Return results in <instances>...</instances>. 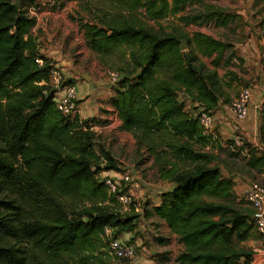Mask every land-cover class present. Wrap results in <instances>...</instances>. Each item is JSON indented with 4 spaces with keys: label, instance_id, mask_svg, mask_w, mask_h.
Returning a JSON list of instances; mask_svg holds the SVG:
<instances>
[{
    "label": "trees",
    "instance_id": "obj_1",
    "mask_svg": "<svg viewBox=\"0 0 264 264\" xmlns=\"http://www.w3.org/2000/svg\"><path fill=\"white\" fill-rule=\"evenodd\" d=\"M85 1L89 15L79 19V29L86 46L101 58L126 55L109 98L119 129L133 135L138 155H153L156 177L175 187L160 193L157 206L143 202L140 214H123L105 203L110 196L97 173L119 166L98 142L90 119L57 110L50 83L54 63L31 33L35 1L0 0V264H41V253L54 261L61 253L87 251L105 226L115 235L132 233L140 215L164 220L182 244L176 264H253L254 252L241 245L255 231L253 211L234 196L218 152L205 148L210 135L185 108L190 101L212 111L230 101L217 69L234 54L221 62L230 44L180 28L226 27L242 17L206 0ZM169 16L180 26L167 30L159 24ZM258 131L263 150L226 142L245 149L242 169L254 178L264 172V103Z\"/></svg>",
    "mask_w": 264,
    "mask_h": 264
},
{
    "label": "rangeland",
    "instance_id": "obj_2",
    "mask_svg": "<svg viewBox=\"0 0 264 264\" xmlns=\"http://www.w3.org/2000/svg\"><path fill=\"white\" fill-rule=\"evenodd\" d=\"M34 1L36 7L39 8L50 7L53 5L58 6L60 4H63V6L60 7L57 12L58 14L56 17V21L60 25L57 28L56 32L58 34L59 32H63V30L68 32L67 37L64 39V44L61 48L63 54H65V57H63L64 60L62 63L57 64L63 70L62 74L64 80H68L66 75L70 74L72 80L68 82H74L75 88L77 90H79L80 86L84 84V86L93 88V85L95 86V84H103L106 82V80L109 79L108 72L115 71L120 74L123 71V68L126 65V55L125 53H123V51H118L106 58H101L98 54L91 51L86 46V43L82 36V32L79 29V19L82 18L83 21L87 20L89 15L87 10V8H89L88 2H86L85 0ZM97 1L94 0L93 2L96 3ZM93 2L91 3V6H95ZM206 2L222 7L224 10L230 13L238 14L242 17L241 22L240 20L236 19L226 27H218L210 23L203 24L201 26H181L180 28L188 34H192L194 31L198 30L202 33L211 35L214 38L220 39L230 44L231 48L222 54L221 62L225 60L228 52H232L234 54L232 63H230L226 67H219L220 79L223 85H225L230 91H234L242 86H252L253 84L257 83V80L254 81L253 75L252 73H250L254 71V68H251L249 65L243 66L238 59L237 52H239L240 49H249V39H252L254 41L258 39L264 40V1L257 4H255L256 0H206ZM30 9L31 14L35 13L37 10L33 7ZM150 23L152 25H155V27L157 28L158 25H156L154 22L151 21ZM159 24L167 30H171L173 27L180 26L176 18L173 16H169L161 20ZM58 34L54 36L57 41V46L62 42L58 41ZM258 46L261 54H263L264 45L259 44ZM201 59L206 64H211L210 58L201 56ZM263 61L264 56L260 55L259 64H261L262 70L264 72ZM83 74L87 76V80L83 78ZM238 75H246L249 77L242 80L237 78ZM262 108L263 103L261 104L260 111L262 110ZM214 132L215 128H213L212 134L208 137L209 142L206 144L205 148L213 149L216 153L218 152V162L224 168L223 174L231 179L232 192L234 196L237 200H242V205L244 207H249L250 205L243 199L242 193L238 189V183L234 180V177L237 176L238 178H240V180H248L249 182L253 181L264 186V174H261L260 176L254 178L253 173L252 176H250L247 172H245V170L242 169V165L245 163V159H243L245 155L244 152L246 151L245 149H243L242 151L241 149L237 148L243 146L244 140L242 141V144L237 145V148L231 149L226 146V142L229 139H232L234 142V139L230 136L222 139L220 136H218L217 133ZM121 139V142L117 139H112L109 142L110 151L115 157H117L116 162L118 166L121 169L132 171L128 166L130 164H133L135 171H138V173L146 182H155L157 180L155 170L151 168L153 155L148 158H143L142 155H138L136 153L137 148L135 143H130L128 138L125 136L121 137ZM99 141H101L100 138ZM219 147H221L222 149H220ZM231 150H233L234 152H238V157L229 156V152ZM132 172L134 173V171ZM102 176V172L97 173L98 179H100ZM141 189H143L141 192L132 191L134 200H139V198L145 196V193L147 191L143 187ZM105 203L123 214L134 215L139 213L138 211H135L133 206L128 212L123 211L122 209L120 210V206L112 197H109L107 201H105ZM135 204H137L136 201H134V205ZM143 207V204H141V208ZM144 219L145 220L141 222L138 220V218H136L134 223L135 230L132 233H129V235L133 237L131 243L135 247L138 256L144 250L150 249L148 248L149 246L153 247L152 249H154L155 253L154 255L148 256L146 258L147 260H149L148 262L143 261L142 263L138 264H176L174 262V259L176 255L182 250V248L178 246L175 238L170 237L169 246H167V248H160L156 246L150 239L152 235L148 230L151 229L153 231H156L158 232V236L162 237H166L167 235H169V233L167 232L165 225L160 223L155 217L149 216ZM121 236L125 237L126 235L122 233ZM257 238L258 236L255 230L250 238L241 242L242 246L254 252V260L255 257L259 256V254H256L253 244H251L250 242L256 240ZM94 243V248H90L89 250L84 252L81 250H77L75 252L61 253L56 258H54V261L48 259L45 254L41 253L38 255L39 262L41 264H116L117 260L109 253L107 241L102 235H100L99 239L94 240ZM164 254H168V256H166L168 260H164Z\"/></svg>",
    "mask_w": 264,
    "mask_h": 264
},
{
    "label": "crops",
    "instance_id": "obj_3",
    "mask_svg": "<svg viewBox=\"0 0 264 264\" xmlns=\"http://www.w3.org/2000/svg\"><path fill=\"white\" fill-rule=\"evenodd\" d=\"M35 9L37 10L32 15H34L36 19V23L32 27L31 33L36 38L39 51L45 57L50 59L52 63L60 64L64 60L63 57H65L64 56L65 54H63L61 48L64 44L65 41L64 39L67 37L68 34V32L64 30L61 33L59 32V34L56 32L57 28L60 25L56 21V17L58 14L57 12L58 9H60V7L53 5L44 8L36 7ZM56 34H58L57 37L58 41L59 42L62 41L60 44H58V46L56 43L57 41L54 38ZM259 44L264 45V40L258 39L254 41L252 39H249V49L247 48L240 49V51L237 52L239 61L242 63L243 66L249 65L251 68H254V71L250 73H252L253 75V80L254 81L257 80V83L253 84L252 86H249L251 90V98L248 103L246 116L243 120H237L233 116L230 110V102L236 96L237 92L241 87L237 88L234 91H230L225 85H223L221 81L223 85V89L230 101L227 103H223L222 101H220L217 107H215L211 111V113L213 116V128H215L214 133H217L218 136H220L222 139H225L226 137L230 136L232 138L240 137L244 140V142H249V143L259 142L258 141L259 112L261 108V99L264 95V72L262 70L261 64H259L260 55L264 56V53L261 54L258 46ZM232 60L230 61V63H232ZM217 70L219 74V68ZM66 76L68 80H72L70 74H67ZM248 77L249 76L246 75L237 76L238 79H242V80ZM84 85H81L79 90L76 89L77 92L76 112L79 114L80 118L91 120L94 126V130L97 132L99 138L101 139V141H99L98 138V142L103 144L104 147L109 151H110L109 142L112 139L113 140L117 139L121 142L122 141L121 137L125 136L128 138L130 143L132 142L134 144L135 139L133 138V135L130 132H126L119 129L121 120L119 119L113 106L109 102V98L113 93V87L115 86V84H113L108 79L103 84H95V86L93 85V88ZM110 154L117 160V157H115L111 151ZM128 167L132 171H134V174H136L135 175L136 182L133 184L132 191L141 192L143 190L141 188L143 187L147 191L145 193V196L142 197L144 199L143 202L147 203L146 206L148 208L157 206L160 203V199H161L160 193L168 187L169 183L166 180H162L157 177H156L157 180L153 183L146 182L138 173V171H135L133 164H130ZM234 180L237 181L238 189L241 191V193L244 192L246 189H248L250 183L248 180L247 181L240 180V178H238L237 176L234 177ZM144 218L145 217L140 215L138 217V220L142 222L145 220ZM155 218L160 223L165 225L169 235L163 237L166 239L165 242L159 243L156 240V237H158V232L149 229L148 231L152 235L150 239L154 242L153 244H155L156 246L160 248H167V246H169L170 237H174L176 240V236L174 234H170V231L164 220H161L157 217ZM250 243L253 244L256 254L257 253L259 254V252H261V250L264 249V244L261 243V241L258 238L254 241H251ZM178 246L180 248H183L182 244L180 243H178ZM148 248L150 249L144 250L139 256L137 255L134 264L142 263L143 261L144 262L149 261L146 258L148 256L154 255L155 252L154 249H152L153 248L152 246H149ZM165 256H168V254L163 255V257Z\"/></svg>",
    "mask_w": 264,
    "mask_h": 264
},
{
    "label": "built area",
    "instance_id": "obj_4",
    "mask_svg": "<svg viewBox=\"0 0 264 264\" xmlns=\"http://www.w3.org/2000/svg\"><path fill=\"white\" fill-rule=\"evenodd\" d=\"M39 64H42V60H36ZM264 68V61H263ZM120 77V74L115 71L108 72V78L116 84ZM62 68L59 65L54 64L50 72V83L56 87L55 92V106L57 110L63 115H70L77 110L76 101V88L74 83L69 82L63 84ZM251 98V90L247 86H242L237 92L236 96L230 102V110L233 116L237 120H243L247 113L248 103ZM264 103V95L261 99V104ZM190 101H185V108L194 113L198 123L202 127L203 133L211 135L213 132V116L210 110H205L203 107ZM196 107V109H193ZM234 144H242L243 139L235 137ZM253 146L260 150L262 146L260 143H251ZM103 162L102 164H104ZM103 176L100 178L109 194L113 197L115 202L120 206V210L130 211L133 206L135 211L141 212V204L144 199L141 197L139 200L133 198L132 187L136 182L135 174L130 170L121 169H107L102 171ZM264 174V172H263ZM243 199L250 205L253 214V223L258 235V239L264 244V186L257 182H250L248 189L242 192ZM134 201L137 204L134 205ZM130 232H124L125 237L121 234L115 235L114 228L105 226L103 228L102 236L105 238L108 244L109 253L117 260L116 264H132L137 258L135 247L131 243L133 237L129 235ZM258 257V258H257ZM255 257L253 264H264V249L259 252V256ZM126 261V262H125ZM125 262V263H124Z\"/></svg>",
    "mask_w": 264,
    "mask_h": 264
},
{
    "label": "water",
    "instance_id": "obj_5",
    "mask_svg": "<svg viewBox=\"0 0 264 264\" xmlns=\"http://www.w3.org/2000/svg\"><path fill=\"white\" fill-rule=\"evenodd\" d=\"M179 41H180V49L181 50H184L185 48H186V40L184 39V38H181V39H179ZM83 78L85 79V80H87V76L85 75V74H83ZM51 91H56V87L55 86H53L52 88H51ZM175 187V184H171L170 186H168L166 189H164V192H170V191H172L173 190V188ZM263 216H264V212H263Z\"/></svg>",
    "mask_w": 264,
    "mask_h": 264
}]
</instances>
